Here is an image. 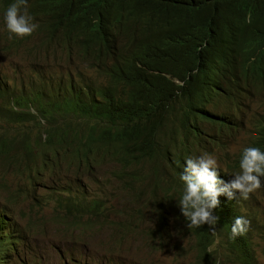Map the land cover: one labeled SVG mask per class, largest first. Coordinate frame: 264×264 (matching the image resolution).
Segmentation results:
<instances>
[{"label": "clouds", "instance_id": "clouds-1", "mask_svg": "<svg viewBox=\"0 0 264 264\" xmlns=\"http://www.w3.org/2000/svg\"><path fill=\"white\" fill-rule=\"evenodd\" d=\"M48 2L57 17L29 12L27 0H0V220L4 210L10 219L0 222V264H160L150 251L171 247L191 264H257L255 248L264 240V90L251 94L237 85L233 96L220 72L212 84L199 80L190 90L163 74L177 87L158 92L155 65L162 58L155 54L153 69H135L145 76L124 71L112 82L104 66L114 71L117 61L109 62L96 33L85 35L93 33L85 13L70 11L65 20L69 5ZM205 45L195 53L208 55ZM15 59L18 65L7 66ZM261 75L250 67L238 79ZM131 91L137 94L127 104L108 107L114 95ZM50 98L75 104L66 115L34 108L50 111ZM78 103L81 110L72 111ZM104 171L110 173L96 177ZM10 175L20 180L12 189ZM164 192L168 234L161 242L156 199Z\"/></svg>", "mask_w": 264, "mask_h": 264}, {"label": "trees", "instance_id": "trees-1", "mask_svg": "<svg viewBox=\"0 0 264 264\" xmlns=\"http://www.w3.org/2000/svg\"><path fill=\"white\" fill-rule=\"evenodd\" d=\"M48 1L51 0H27L31 4L28 11L34 12L37 8L35 13L48 12L57 17L56 5ZM58 2L69 5L64 14L65 20L71 18L72 11L74 17H80L85 13L84 24L92 22L89 25L93 33L85 35L90 37L96 33V38L103 43L105 56L109 62L111 57L117 61L114 71L112 65L104 66L112 82L117 80L116 75L124 71L138 79L145 76L147 73H138L135 69L139 65L153 69L154 65H151L149 60L155 54L162 58L155 65V72L160 73L155 76L157 79L155 87L158 92L161 90L159 86L177 87L163 74L185 81L187 89L190 90L193 87H200L199 80H203L201 81L203 86L212 84L220 72L223 75L221 82L226 79L233 96L237 92V85L251 94L264 90V0H58ZM60 21L65 23L64 19ZM106 24L108 27H105ZM115 37L118 39L111 45L110 40ZM163 44L176 49H167ZM204 44L206 45L202 53L208 55H197L195 51ZM250 67L261 68L262 75L250 78V81L243 84L238 77L245 74ZM197 69L198 74L192 76L191 73ZM126 74L121 78L124 79ZM128 84L135 86L136 81H130ZM163 92L166 91H161L160 94ZM136 94L135 91H131L121 96L114 95L107 105L110 108L123 106ZM217 94L224 98L226 91L222 89ZM48 100L50 111L35 103L33 106L42 114L56 112L66 115V110L75 104L70 101L63 106L54 98ZM77 110H81L80 103L72 108V111ZM126 122L127 119L124 118L123 124ZM190 123L195 129L196 123L192 121ZM227 134H230V129ZM125 151L124 148L120 150ZM223 152L225 155L228 149ZM87 163L90 164L89 161Z\"/></svg>", "mask_w": 264, "mask_h": 264}, {"label": "rangeland", "instance_id": "rangeland-1", "mask_svg": "<svg viewBox=\"0 0 264 264\" xmlns=\"http://www.w3.org/2000/svg\"><path fill=\"white\" fill-rule=\"evenodd\" d=\"M0 21L4 22V19L2 17H0ZM15 65H18V61L16 59L13 60V61H9L7 63V66H15ZM228 151H229V148H228ZM109 173H110V171L99 172V173L96 174V177L97 178L98 177L104 178ZM218 173L224 174L222 171H220V165H219ZM46 176H47V174H45V176H44V178L42 180H44ZM8 179L11 181V185L9 186L11 189L14 188V187H17V184L20 183V180L17 177L13 176V175L8 176ZM50 184H52V181H48L46 186H49ZM96 186H97V183L96 182L93 183L92 186L88 189L87 192H89L90 190L95 189ZM46 188H48V187H46ZM25 189L27 190L28 187L26 186ZM259 190H264V186L261 187ZM27 192L26 191L23 192L21 197L24 196ZM255 192H257V191H255ZM162 195H164V193ZM261 203H262V205L264 207V197L261 199ZM22 206L25 207L26 209L27 208L31 209L29 203H23ZM253 207L257 211H261V209L259 208L257 202H253ZM1 219H2V217H1ZM166 233L168 234V231ZM166 237H167V235L163 237V241L162 242H164ZM253 245L254 246L259 245V240L258 239H254ZM255 250L259 251V253L257 255L258 256L257 264H264V240L260 241L259 249L255 248ZM149 255H150V257L153 258L155 263H160V264H191V258L190 257H185L184 253H181L180 250L175 249L173 247H171L169 250L165 249L163 252L162 251L159 252V250H151Z\"/></svg>", "mask_w": 264, "mask_h": 264}, {"label": "bare ground", "instance_id": "bare-ground-1", "mask_svg": "<svg viewBox=\"0 0 264 264\" xmlns=\"http://www.w3.org/2000/svg\"><path fill=\"white\" fill-rule=\"evenodd\" d=\"M223 154H224V152H223ZM48 173H51V171H48V172H45L44 174H43V176L38 180V182L37 183H40L41 182V180L44 178V176H45V174H48ZM219 174V177L223 180V181H225L226 183L228 182V181H226V178H225V174H222V173H218ZM98 178H100V177H98ZM33 186V184H29V185H27V187H28V189L26 190V189H24L23 190V192H27L29 189H30V187H32ZM23 192L20 194V195H18L15 199H14V201H16L18 198H20L21 197V195L23 194ZM83 192V191H82ZM167 194V192H164V195H160V196H157V199H156V205H157V207H158V216L160 217V221H161V223H162V226H163V229H164V231H163V233H162V236L159 238V240L162 242L163 241V237L164 236H166L167 235V231H168V229L166 230L165 229V226H166V219H165V207L163 206V204H164V196ZM230 199H228V197H227V195L226 194H222V202H223V206L224 207H226V209H227V211H228V219H229V221H230V223L231 224H233V222H234V220H233V212L232 211H230V209H229V206H228V204L229 205H231L230 203H228V201H229ZM6 212H8V211H6V210H4V212L2 213V219L0 220V222L3 224L5 221H8V225H9V221H10V219L8 218V217H6V215H5V213ZM4 214V215H3ZM11 215H15V214H11ZM2 226V225H1ZM264 226V225H263ZM24 235H21L18 239H17V244H18V242L21 240V238L23 237ZM18 255V254H17Z\"/></svg>", "mask_w": 264, "mask_h": 264}]
</instances>
